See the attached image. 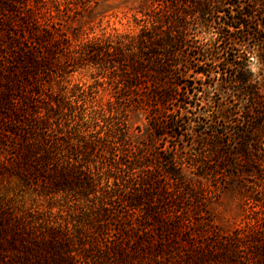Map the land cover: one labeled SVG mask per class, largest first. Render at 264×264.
Returning <instances> with one entry per match:
<instances>
[{
	"label": "trees",
	"instance_id": "trees-1",
	"mask_svg": "<svg viewBox=\"0 0 264 264\" xmlns=\"http://www.w3.org/2000/svg\"><path fill=\"white\" fill-rule=\"evenodd\" d=\"M59 5L0 0V264H264V95L248 67L264 61V0H148L139 32L114 39L66 33ZM85 67L150 117L145 142L119 121L91 128L97 90L71 80ZM168 129L180 142L156 146ZM186 136L204 172L176 164ZM227 170L249 181L251 216L223 231L200 179Z\"/></svg>",
	"mask_w": 264,
	"mask_h": 264
},
{
	"label": "rangeland",
	"instance_id": "rangeland-1",
	"mask_svg": "<svg viewBox=\"0 0 264 264\" xmlns=\"http://www.w3.org/2000/svg\"><path fill=\"white\" fill-rule=\"evenodd\" d=\"M55 1L60 4L59 18L66 33H78L82 38L110 37L112 39L126 33L134 35L139 32L142 22L139 21L141 14L137 10L148 2V0H89L85 2L89 7L82 9L81 6L84 4V0H68L71 10L67 12L63 0ZM244 2L253 4L257 3L258 0H242V3ZM248 67L253 82H255L260 93L264 95V61L258 56L257 52L251 56ZM98 73L99 70L95 67H85L77 69L71 75L72 83L77 84L86 92L97 90L95 99L91 103L87 102V106H89L87 113L91 112V110L96 111V114L93 115L92 113L96 120L93 121L95 123L91 124V128L94 127L96 130H103L104 132L111 124L119 121L124 123L125 131L132 143L140 145V143L145 142L150 127V117L128 108L122 111V107L117 106L111 96L113 91L112 84H108L107 79L102 78ZM197 78L198 76H196L195 85L200 86L201 81ZM190 81L193 80L190 78ZM202 81L204 83L202 88H205L209 80ZM199 95L200 102L203 104L206 101L204 100L206 97L203 93H199ZM209 95L211 97V106L220 104L219 107H210V109L215 110L217 108V113L222 112V109L226 107V103L223 100L216 102L217 96L213 93ZM207 113L211 115V111ZM175 116V112H165L160 116V120L163 118L164 120L173 119ZM218 116L223 118L220 113ZM196 129H201V126ZM172 133L173 130L168 129V134L164 135V138L156 139V146L171 149L173 144H176L177 141L180 142L177 138L170 137ZM199 140V137L191 138L186 136L183 144L175 151L176 164L182 166L184 172L189 170L194 172L203 170L202 172H204L205 168L211 165V162H207L204 158L207 153H203L197 145ZM160 155L165 157L166 153ZM160 173H164V171L160 169ZM200 180L210 190V194L205 198L204 202L207 214L214 225L223 231H229L248 221L251 216L250 204L245 197L244 190L250 187L249 181L233 177L229 170L224 171L221 176L219 174L215 177L205 175ZM27 201L28 203L30 202L29 200ZM41 202L42 206L45 207L46 201Z\"/></svg>",
	"mask_w": 264,
	"mask_h": 264
},
{
	"label": "clouds",
	"instance_id": "clouds-1",
	"mask_svg": "<svg viewBox=\"0 0 264 264\" xmlns=\"http://www.w3.org/2000/svg\"><path fill=\"white\" fill-rule=\"evenodd\" d=\"M253 59H254V57H253Z\"/></svg>",
	"mask_w": 264,
	"mask_h": 264
}]
</instances>
